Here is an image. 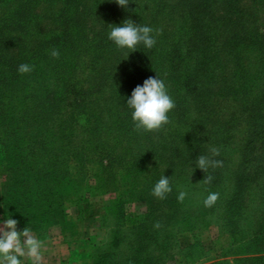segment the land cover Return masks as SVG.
<instances>
[{
	"label": "rangeland",
	"instance_id": "obj_1",
	"mask_svg": "<svg viewBox=\"0 0 264 264\" xmlns=\"http://www.w3.org/2000/svg\"><path fill=\"white\" fill-rule=\"evenodd\" d=\"M65 1L53 0V8L47 10L39 7L30 28L33 42L61 29L47 18L56 16ZM179 1L132 0L128 10L114 0L70 2L67 15L78 21L75 27L87 37L83 49L74 52L76 69L54 72L51 61L46 63V77L31 84L39 90L38 98L45 87L52 90V98L62 94L56 96L53 119L35 121L27 128L30 134L24 144L32 147L25 150L26 160L3 153L0 145V217L10 212L19 228L32 227L45 242L47 264H264V250L249 245L261 236L257 230L264 210V0H231V5L209 0L204 18H223L209 33L214 43L210 52H217L220 63L212 61L207 71L211 80L199 72V102L184 91L185 103L169 113L170 122L151 132L127 125L125 103L132 90L123 65L113 58L98 60L89 37L103 25L108 33L109 24L131 18L153 28L154 47L164 34L179 39L184 49L191 18H198L199 11L189 7L194 0ZM11 2L3 3L6 12L15 4ZM237 8L244 16L237 15ZM40 14L47 16L41 19ZM102 18L109 20L101 22ZM229 19L243 21V29L241 22L231 28ZM71 30L75 33L74 27ZM240 32L246 39L233 44L231 37ZM255 39L263 45H252ZM233 50L242 58L238 68ZM129 51H119L124 61ZM151 60L138 63L144 72L136 81L158 75L174 101L179 100L170 91L174 88L170 70ZM194 62L195 58H188L184 66L190 70ZM248 76L252 81L245 93L240 92L239 85ZM70 87L74 92H69ZM67 93L70 99L65 98ZM79 94L82 100L74 102ZM200 155L221 161L211 191L219 195L211 207L204 206L207 189L196 177L195 160ZM163 174L178 187V194L186 195L183 204L165 207L164 216L153 221L144 193ZM34 175L36 183L48 180L45 192L38 194L39 187L34 188L30 181ZM21 178L23 188H18ZM19 189L23 203L14 196ZM238 191L240 199L235 203Z\"/></svg>",
	"mask_w": 264,
	"mask_h": 264
},
{
	"label": "trees",
	"instance_id": "obj_2",
	"mask_svg": "<svg viewBox=\"0 0 264 264\" xmlns=\"http://www.w3.org/2000/svg\"><path fill=\"white\" fill-rule=\"evenodd\" d=\"M12 1V9L9 12L5 11L3 3ZM73 0H66L64 6L59 8L57 15H50L47 20L53 25H59L60 30L56 33L51 34L52 31H49V37L43 36V39L33 42V31L30 30L32 27V19L37 16L36 12L39 10L40 6L44 7V10L53 8V0H0V145L1 150L5 153H13L14 156H17V160H26V149H31V145L28 143L24 144L26 137L29 133L27 128L36 122L45 123V120H52L53 115L55 114V106L59 102V98L62 94L56 93L54 98L51 96V89L45 87L42 94L38 98L39 90L35 89L32 86V81L35 79L46 77L47 66L46 63H51L55 68L54 72L61 71V73H73L76 69L77 55L74 54L78 49L81 50L86 45L87 37H83V30L79 28L78 31V21L72 20V16L67 15L69 5ZM183 0H180L181 3ZM193 1V0H192ZM221 4H230L231 0H221ZM185 3V0L183 1ZM194 8H197L199 11L198 18H191L192 24L187 29L188 38L185 39L184 49L181 48L179 39H168L166 35H160L163 37V40L158 42L160 45L153 47L152 49H147L143 45H138L137 50L129 54V58L124 61V58L119 55L118 49L112 41L107 37V27L103 25V29L98 33H94L89 37L92 39L93 47L96 50V56L98 60L105 58H113L123 65L124 70V79L128 82V88L132 90L137 84H142L141 81H136L137 77L141 75L142 69L141 66H138V63H145L147 59H152L151 56L156 53V56L151 60V64L160 66L161 68L165 65L166 68L170 70L169 78L171 79V86L174 88L171 89V94L175 97L179 96V100H175V107H179L181 104L185 103L186 94H183L185 91L190 97L195 101L199 102V91H196L199 84V72L202 73L204 77L211 76L207 73L209 67H211L212 61L217 60V52L211 54L210 48L214 43L209 39V33L215 31L214 22L218 19L223 18H212L205 19L204 14L207 13L210 2L209 0H194L190 2ZM178 4V3H177ZM73 7V3H72ZM84 9V6H82ZM233 11V10H232ZM237 15H243V11L239 8L236 10ZM64 14V16H62ZM66 14V15H65ZM229 14V13H227ZM233 15V13H232ZM41 19L47 16V14H40ZM110 18V17H109ZM109 18H102L100 21L109 20ZM231 28H236V26L241 22L240 19H229ZM75 28V33L72 32V28ZM239 29H243V21L240 23ZM78 31V32H77ZM63 32V33H62ZM105 33V35H104ZM201 33V35H199ZM243 32H240L238 35L231 37V42L237 44L243 39H246L245 36H241ZM257 34V33H256ZM154 35V34H153ZM190 36V37H189ZM166 39V40H165ZM166 41H173L175 45L169 44ZM223 44V41H221ZM229 43L225 42L224 44ZM230 44V43H229ZM231 45V44H230ZM252 45H263L261 39H255L252 41ZM17 46L14 54L11 52V48ZM35 47L34 50L32 48ZM53 51L57 52V56H53ZM234 53L235 66L238 68L240 65L241 57L236 53V50L232 51ZM195 58L194 68L190 69L184 66V62L188 58ZM43 62H41V61ZM55 61V62H54ZM72 61V62H69ZM21 63H27L32 65L33 70L28 73H20L17 71L18 66ZM217 63H220V60H217ZM38 64H41V69ZM138 66V67H137ZM148 72V71H146ZM154 74V73H150ZM241 73L237 74L240 75ZM150 77V76H148ZM155 77V76H152ZM168 78V77H166ZM252 79L247 77L246 81L239 85L238 90L240 92H246L245 89L248 86V83H251ZM204 86L203 84L201 85ZM69 92H74L73 87L69 88ZM237 90V91H238ZM62 92H66L63 90ZM183 94V95H181ZM66 99L69 98V94H66ZM64 101L63 98H61ZM82 100L80 94L76 96L74 102H80ZM73 103L71 98L69 105ZM81 104L79 103V106ZM199 107V105H196ZM127 111L124 113V117L127 118V125H133L131 118V110L126 108ZM38 113V114H37ZM73 116L70 117L68 124L71 123ZM101 115H98V124L101 125ZM42 125V124H38ZM29 139V137H27ZM29 142V140H27ZM34 143H39L37 140H32ZM1 142H3L1 144ZM19 157V158H18ZM80 162H83L80 160ZM194 165V163H192ZM218 167V166H217ZM216 167H210L206 172L202 169L199 171V168H195L196 177L199 180V176L203 180V188L207 189L206 194L209 195L212 191V186L215 183L217 178V169ZM211 169V170H210ZM209 173V174H207ZM211 176L212 179L210 182L206 181L207 177ZM33 180V181H32ZM21 184L18 188H23V179L19 180ZM34 188L39 187L38 194L45 192L47 190L45 183L48 180H43L36 183V175L30 180ZM157 182H154L148 187L145 191L144 196L149 202V219L156 221L160 217H163L165 207H174L184 203L178 199V187L172 186V191L166 195L164 199H159L152 195V187ZM205 183L207 185L205 186ZM134 186V185H133ZM35 194V193H33ZM18 203H23V193L19 189V194L14 195ZM235 198V203H239L240 194L239 191L234 194L233 199ZM10 200V198H9ZM264 201H262L263 204ZM160 211V214H157V211ZM260 219L262 220L259 223L257 232H262L261 236H257L256 239L252 241L249 245L257 247L264 250V210ZM256 233L255 235H259ZM257 244V245H256ZM261 259V258H259ZM245 261V260H244Z\"/></svg>",
	"mask_w": 264,
	"mask_h": 264
},
{
	"label": "clouds",
	"instance_id": "obj_3",
	"mask_svg": "<svg viewBox=\"0 0 264 264\" xmlns=\"http://www.w3.org/2000/svg\"><path fill=\"white\" fill-rule=\"evenodd\" d=\"M121 8L128 10L132 0H114ZM136 11V10H135ZM112 25L107 37L118 49L136 51L138 45L152 49L156 44L153 28L148 25L134 23L131 18L123 20L119 25ZM53 56L58 53L53 51ZM33 70L32 65L21 63L17 71L28 73ZM127 107L131 110L134 128L144 132L161 129L170 122L169 113L175 108V101L169 94L164 80L158 75L148 77L142 84H137L126 98ZM214 154L216 153L213 150ZM221 161L200 155L195 160V167L204 172L209 167L220 166ZM211 176L207 177L210 182ZM152 195L164 199L172 191L169 177L164 174L152 187ZM186 193L180 192L178 199L183 201ZM218 193L212 192L204 199L205 207H211L218 199ZM0 217V264H43L45 242L33 234L32 227L25 225L19 228V221L12 213ZM159 227V225H156Z\"/></svg>",
	"mask_w": 264,
	"mask_h": 264
},
{
	"label": "crops",
	"instance_id": "obj_4",
	"mask_svg": "<svg viewBox=\"0 0 264 264\" xmlns=\"http://www.w3.org/2000/svg\"><path fill=\"white\" fill-rule=\"evenodd\" d=\"M44 257H45V256H43V264H47V260H45Z\"/></svg>",
	"mask_w": 264,
	"mask_h": 264
}]
</instances>
